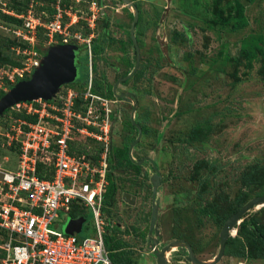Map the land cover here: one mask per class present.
I'll return each mask as SVG.
<instances>
[{"label": "rangeland", "instance_id": "rangeland-1", "mask_svg": "<svg viewBox=\"0 0 264 264\" xmlns=\"http://www.w3.org/2000/svg\"><path fill=\"white\" fill-rule=\"evenodd\" d=\"M5 1L0 0V7ZM94 1L99 12L92 43L100 50L91 55L90 61L87 58L86 78L90 73L92 87L98 90L100 86L107 93L105 87L127 74L134 63V49L129 40L133 9L121 0ZM130 1L138 12L133 35L139 62L135 72L120 82L117 89L133 93L138 109L132 120L143 122L144 135L141 140L140 134L136 135L129 122L127 104L119 96H110L107 98L117 100L109 103L111 141L118 146L138 144L137 156L147 153L160 172L161 184L156 188V246L184 240L196 258L209 260L218 250V234L226 218L252 197L264 194L263 182L251 186L241 184L240 179L242 172L251 166L264 168V71L261 68L264 60L256 56L248 67L238 50L240 38L246 34L264 35V0H237L244 7L247 24L232 31L228 26L221 27L220 21L234 16L231 7L235 0ZM65 2L66 6L82 11L89 5V0ZM45 15L48 16L47 11L41 17L44 19ZM82 16H79V30L71 29L83 37L89 30ZM13 36L11 24L0 20V45ZM69 40L82 44L74 37ZM36 44L39 49L45 46L39 37ZM222 47L229 55L224 63L219 58ZM8 55L18 61L14 52L9 50ZM78 58L77 72L82 69ZM7 89L5 77L0 73V90ZM81 101L79 94L77 102ZM118 101L126 107L120 109V114L115 106ZM21 112L24 104L19 102L0 116V160L5 157L4 165L9 169L15 167L17 156L12 152V144L8 146L5 134ZM112 113H117L118 118ZM126 156L130 160L127 151ZM129 167H119L125 170L124 176L120 172L113 175V201L106 202L103 215L106 213L110 220L120 222L119 230L110 236L112 242L118 243V249L123 248L120 250L123 258H129L124 264H156L152 244L145 235L151 171L142 166L144 173L133 174ZM123 189L132 194L131 200L121 202L118 198L119 190ZM80 213L85 222L76 235L91 236L90 228L84 229V225H91V212L86 209ZM64 217L65 213L60 212L50 229L63 231L67 220ZM241 220L249 222V229L253 221L264 227V203L249 207L239 223ZM239 223L228 236L243 239L238 235ZM186 253L184 248L173 246L166 253L168 264H192L185 260ZM215 264H264V256L241 258L223 252Z\"/></svg>", "mask_w": 264, "mask_h": 264}, {"label": "built area", "instance_id": "built-area-1", "mask_svg": "<svg viewBox=\"0 0 264 264\" xmlns=\"http://www.w3.org/2000/svg\"><path fill=\"white\" fill-rule=\"evenodd\" d=\"M34 5L30 1L20 12L0 7L21 19V24L11 29L24 44L14 48L20 63L0 67V73L11 84L29 77L38 66L43 54L35 47L39 34L44 37L46 47L71 43L69 39L74 37L86 46L87 58L91 59L90 42L99 12L94 0H89L85 11L54 0L52 14L44 19L41 15L45 11L36 12ZM79 16L89 30L87 36L82 37L75 30L81 25ZM79 94L81 103L77 102ZM115 101L92 91L89 73L80 92L63 85L50 100L21 102L24 113L34 114L35 118L33 121L16 118L5 134L17 163L9 169L4 165L7 159L0 160V233H4L3 237L0 234V264H112L105 245L109 227L103 215L102 195L110 170L109 103ZM86 137L93 142H87ZM71 143L82 144L86 150L98 147L96 158L70 150ZM86 209L91 212L92 222L90 226L84 225V229L90 228L91 236L77 237L76 232L50 229L60 212L67 219H74L80 216L72 218V211Z\"/></svg>", "mask_w": 264, "mask_h": 264}, {"label": "trees", "instance_id": "trees-1", "mask_svg": "<svg viewBox=\"0 0 264 264\" xmlns=\"http://www.w3.org/2000/svg\"><path fill=\"white\" fill-rule=\"evenodd\" d=\"M30 1L35 2L34 7H35L36 12L45 10L47 11L48 15L52 14L53 8L51 5L54 0H6L4 3V6L8 9L14 10L15 12H20L21 10H25V8L27 7ZM65 1L67 0H62V3L65 4L66 3ZM217 1L218 0H216L215 2ZM247 1L252 2L253 0H247ZM231 9L235 10L234 16L230 17L229 20L225 18H221L222 21H220V26L221 27L228 26V30L230 31H232L236 26H245L247 24V20L244 16V7L240 2L235 0ZM214 13H216V11H214ZM0 20L7 24H11V29L12 27L19 26L21 24V19L3 12L1 8H0ZM228 21L229 22L231 21V24H228ZM104 25H107V23L104 22ZM38 37L42 38V41H43L44 37L42 35L39 34ZM92 40H94V38L91 39L92 45L90 44L91 46H90L89 51H90V54L93 56L97 54L100 48L99 46H96L94 42L92 43ZM4 41H5V45H0V67L6 68V67H12L15 65H19L20 63L18 62L19 60L17 61L16 59L10 58V56L8 55V52L10 50L13 53L14 48L17 46L23 47L24 46L23 42L18 37H15V36H13V39L6 38L4 39ZM4 47L6 51H4L3 49ZM35 47L38 50H41L42 53H44L45 47H43L42 49H39L38 44H36ZM238 50H239V54L244 55L243 58H245L248 67L250 66L251 61L257 58L256 56H259L261 59L264 60V35L252 34V33L246 34L245 36L240 38V44H239ZM87 57H88V54H87L86 46L84 44L78 45L75 62L77 63L76 60L78 58L79 63L82 62V69L77 73V77L75 78L73 82L65 84V85L76 88L78 91L82 90L81 89L83 88L82 85H84L87 80L86 78L87 76L86 75ZM219 58L223 63L228 61L227 59L229 58V55L227 51L223 50V47L221 48ZM261 68L264 71V64H261ZM26 78H28V76H25L23 79H26ZM93 80L95 83H97V86H99L97 79L95 78ZM5 85L7 88H9L12 84L5 78ZM80 86L82 87L80 88ZM105 88H107L106 90L107 93H105V90L100 86L98 88L99 91L94 87H92V91L98 94L104 95L106 97L112 96L110 86L107 85ZM3 92H4L3 90H0V95ZM10 109L11 108L4 110L2 114H5ZM16 116L17 118L18 117L23 118L28 121H33L35 118L34 114L29 115V114H25L24 112H21V114H16ZM85 139L87 142H93L92 139L88 137H86ZM112 143L114 144V146ZM127 148H128V144L126 143L125 144L122 143L118 146L115 142L111 141L110 156H109V169L110 170H108V172L106 173L107 185L102 195V205H103L102 209H104L105 204L109 199H111V202L113 201L112 195L114 194V191H115V184H114L113 174L111 172L112 168L114 166L120 167L121 165H124V166L129 165L130 167L134 168L135 173L137 171L136 170L137 168L132 165V163L128 160L126 156ZM73 149H75V152H78V153H80L81 151L85 152L93 158H96L97 151L99 150L98 147L97 149L86 150L85 146H83L82 144L71 143L70 150H73ZM240 179H241V184L251 185V186L261 185L262 184L261 182L264 183V168H260L259 166H256V167L251 166L247 168V171H245L244 173L242 172ZM80 212L82 211H77V210L72 211L70 213V216L72 218L81 216L82 213ZM209 213L211 214L212 212H209ZM248 223L249 222L245 220H241V222L239 223V228H238L239 234L238 235L243 236V239H241L240 237L228 236V238L225 240L223 252L226 255L234 256V257H241V258L248 257V256L251 257L254 255L260 256V257L264 256V227H262L260 224L255 223L253 221V222H250V223H253V227L249 229L247 227ZM0 234H1V237L4 236V233H0ZM112 239L113 238H111V236L105 235V245L109 249V258H110L111 263L112 264H124V261L125 262L129 261L128 257L123 258L121 254L123 252L117 250L118 243L112 242ZM1 254H2V251L0 250V255Z\"/></svg>", "mask_w": 264, "mask_h": 264}, {"label": "water", "instance_id": "water-1", "mask_svg": "<svg viewBox=\"0 0 264 264\" xmlns=\"http://www.w3.org/2000/svg\"><path fill=\"white\" fill-rule=\"evenodd\" d=\"M126 5L133 9L132 19L129 25V37L134 49V63L129 72L119 78H117L112 84V91H115V86L119 82L128 79L136 70L139 62V50L136 39L133 35V28L135 22L138 18V12L135 4L130 0H121ZM78 50V45L73 43H55L47 46L44 53L40 58L38 66H36L28 78L18 80L14 82L7 90H5L0 95V116L3 111L8 108H13L19 102L32 101L36 99L50 100L52 99L59 88L65 84L71 83L77 77V66H76V53ZM125 96L124 94H115L114 96ZM130 95V94H129ZM128 101H131L128 96H126ZM133 107L136 105V100L132 101ZM131 115V114H130ZM131 122H133L130 116ZM137 135L140 134V128L136 125ZM135 141V140H134ZM132 144L128 147L131 149ZM129 155V153H128ZM156 177V174L154 175ZM130 195L129 193H124V196ZM264 203V194L260 196L252 197L245 205L240 207L238 210L229 215L223 222L219 234H218V250L212 258L209 260H200L196 258L189 244L184 240H172L168 243L157 248L158 241L152 238L154 245L152 246L154 251V257L156 264H168L166 259V251H168L173 246H178V248H184L186 250L185 260L191 262L192 264H215L223 255L224 243L228 235L233 231L236 224L239 223L242 214L251 206L259 205ZM155 220V208L151 212L150 226ZM84 221L82 216L74 219H67L65 225L63 226V232L79 233L81 230V224ZM150 231V229H149Z\"/></svg>", "mask_w": 264, "mask_h": 264}, {"label": "flooded vegetation", "instance_id": "flooded-vegetation-1", "mask_svg": "<svg viewBox=\"0 0 264 264\" xmlns=\"http://www.w3.org/2000/svg\"><path fill=\"white\" fill-rule=\"evenodd\" d=\"M129 39H130V37H129ZM132 44V43H131ZM133 46V45H132ZM135 72V71H134ZM120 85V82L118 83V84H116V86H115V91L113 92L112 91V85H110V90H111V93H112V96H114L115 94H124L125 93V96L123 95V96H119L120 97V99H122L123 101H122V103H125V104H127V108H128V118L131 116L132 117V115L134 116L135 114H136V110L138 109V105H137V100L135 99V97L133 96V93L132 92H130V91H127V90H125V91H121V90H118L117 89V86H119ZM116 89H117V91H116ZM130 93H132V94H130ZM130 94V95H129ZM126 96H128L129 97V99L131 100V101H128V99H127V97ZM134 100H136V105L133 107V102L132 101H134ZM122 103H120L119 101H118V103H116L115 104V106H117V108L118 109H116L117 110V112H118V114H120V109L122 108H126L125 106L123 107L122 105ZM114 111V110H113ZM118 114L117 113H114V115H116L117 117L116 118H118ZM131 114V115H130ZM120 116V115H119ZM135 117V116H134ZM137 118H139V117H137ZM129 122H130V124L133 126V128L135 129V131H136V135L138 134L137 133V128H136V125H139L140 126V140H141V138H142V135H144V125L142 126V124H143V122H141V120L140 119H138L137 120V123H134V122H131V120H129ZM138 122H140V123H138ZM134 124V125H133ZM138 136V135H137ZM138 145V144H137ZM137 145H135V144H133L132 146H131V149H129L128 150V148H127V154L129 153V155H128V157H129V161L132 163V165L134 166V167H136L137 169V171H138V173L139 174H142V173H144L142 170V168H140V167H142V166H147V168H148V170H150L151 172H149L148 174H149V181H148V183H149V201H148V204H149V213H148V217H147V226H146V233H145V235L147 236V238L150 240V242H151V244H152V246L154 245V243H153V241H151V239L152 238H154V236L157 234V232H158V224H157V221H156V212H157V207H156V205L158 204V197H157V194H156V188L159 186V184H161V180H160V178H161V175H160V172H158V170L156 169V164H155V162H154V159L153 158H151L147 153L146 154H142L141 156H137V155H139V148H138V146ZM144 152V151H143ZM134 157V158H133ZM126 166V165H125ZM129 166V165H128ZM127 166V167H128ZM129 169H130V171L134 174L135 172H134V168H132V167H129ZM140 169V170H139ZM147 170V171H148ZM125 170L122 168H119V167H116V166H114L113 168H112V170H111V172H112V174L114 175V174H119V172L122 174L121 176H124L126 173L124 172ZM156 174V177L154 176ZM129 183V182H128ZM127 183V184H128ZM124 193H129L128 191H124V189L123 190H119V199H121L122 201L121 202H125V201H127V200H131V198H132V194L131 193H129L130 195H128V196H124ZM111 206V205H110ZM153 207L155 208V220H154V223L152 224V226H151V228H149V226H150V218H151V212H152V210H153ZM106 208H107V206H106ZM105 217H106V219L108 220V229H107V233H106V236H110V234L113 232V231H118L119 230V221L117 220V222H115V221H112V220H110V217H109V215H107L106 213H105ZM110 221V222H109ZM149 229H150V231H149ZM149 233V234H148ZM123 248H117V250L118 251H120V250H122Z\"/></svg>", "mask_w": 264, "mask_h": 264}, {"label": "bare ground", "instance_id": "bare-ground-1", "mask_svg": "<svg viewBox=\"0 0 264 264\" xmlns=\"http://www.w3.org/2000/svg\"><path fill=\"white\" fill-rule=\"evenodd\" d=\"M172 249H173V247H172V248H170L168 251H166V253H167V252H169V251H170V250H172ZM166 253H165V254H166Z\"/></svg>", "mask_w": 264, "mask_h": 264}, {"label": "clouds", "instance_id": "clouds-1", "mask_svg": "<svg viewBox=\"0 0 264 264\" xmlns=\"http://www.w3.org/2000/svg\"><path fill=\"white\" fill-rule=\"evenodd\" d=\"M76 45H78V44H76ZM158 248V247H157Z\"/></svg>", "mask_w": 264, "mask_h": 264}]
</instances>
